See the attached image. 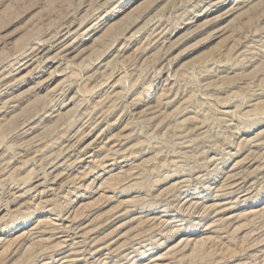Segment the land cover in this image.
<instances>
[{
	"label": "rangeland",
	"instance_id": "rangeland-1",
	"mask_svg": "<svg viewBox=\"0 0 264 264\" xmlns=\"http://www.w3.org/2000/svg\"><path fill=\"white\" fill-rule=\"evenodd\" d=\"M0 264H264V0H0Z\"/></svg>",
	"mask_w": 264,
	"mask_h": 264
}]
</instances>
